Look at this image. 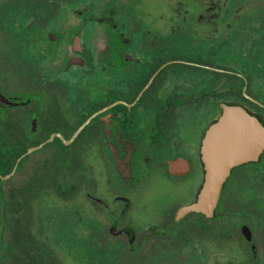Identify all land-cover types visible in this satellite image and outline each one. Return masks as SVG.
Instances as JSON below:
<instances>
[{"label":"flooded vegetation","instance_id":"flooded-vegetation-1","mask_svg":"<svg viewBox=\"0 0 264 264\" xmlns=\"http://www.w3.org/2000/svg\"><path fill=\"white\" fill-rule=\"evenodd\" d=\"M232 109L264 0H0V264H264V148L202 199Z\"/></svg>","mask_w":264,"mask_h":264},{"label":"water","instance_id":"water-1","mask_svg":"<svg viewBox=\"0 0 264 264\" xmlns=\"http://www.w3.org/2000/svg\"><path fill=\"white\" fill-rule=\"evenodd\" d=\"M212 141L216 144L215 151L210 148ZM263 148L264 127L246 112L229 110L208 132L205 150L209 180L202 195L203 202H209L215 185L219 190L233 166L254 158Z\"/></svg>","mask_w":264,"mask_h":264},{"label":"rangeland","instance_id":"rangeland-1","mask_svg":"<svg viewBox=\"0 0 264 264\" xmlns=\"http://www.w3.org/2000/svg\"><path fill=\"white\" fill-rule=\"evenodd\" d=\"M154 264H162L161 259H158V262L157 263H154Z\"/></svg>","mask_w":264,"mask_h":264}]
</instances>
